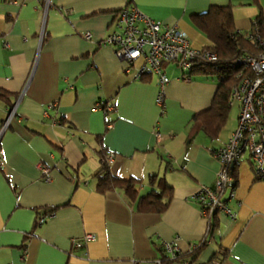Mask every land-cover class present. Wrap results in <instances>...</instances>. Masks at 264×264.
<instances>
[{
    "label": "crops",
    "instance_id": "obj_1",
    "mask_svg": "<svg viewBox=\"0 0 264 264\" xmlns=\"http://www.w3.org/2000/svg\"><path fill=\"white\" fill-rule=\"evenodd\" d=\"M128 5L176 25L196 48L212 45L193 18L211 6L229 5L242 32L264 21V0H0V91L8 94L0 130L13 110L0 131V264H152L163 242L186 252L205 232L191 195L213 186L219 164L211 151L227 142L238 113L210 139L194 115L211 105L217 82L200 74L181 80L180 69L166 65L162 107L155 74L125 73L101 40ZM100 101L112 109L96 107ZM102 149L114 155L112 175L141 180L133 197L121 187L97 190ZM233 171L228 205L236 216H215L207 245L185 257L190 264H264V180L248 151ZM151 174L171 186L170 201L160 213L138 212ZM48 207H57L54 217L36 224ZM86 233L94 238L75 247L72 239Z\"/></svg>",
    "mask_w": 264,
    "mask_h": 264
},
{
    "label": "built area",
    "instance_id": "obj_2",
    "mask_svg": "<svg viewBox=\"0 0 264 264\" xmlns=\"http://www.w3.org/2000/svg\"><path fill=\"white\" fill-rule=\"evenodd\" d=\"M255 26L253 31L244 33V36L251 41L256 53L241 54L234 61L235 65L242 66L249 72L245 73L243 70L238 73V80L232 86L228 97L230 106L233 102L238 103L236 128L226 143L211 151L219 164L213 186L200 185L191 195L192 200L199 206L201 217L206 221L205 232L200 240L207 236L211 221L218 213H223L231 219L235 218V211L228 205V200L234 195L235 178L232 170L245 151L249 152L257 178L264 180V37L259 34ZM84 37L90 38V32H85ZM101 44L113 48L115 57L123 63V71L130 73L134 79L152 73L157 76L159 91L156 102L162 107L164 86L169 82L163 70L165 64L176 65L180 71L185 72L180 75V79L188 81L190 78L186 72L195 62L217 60L214 51L192 46L188 36L176 25L154 20L142 13L135 5H128L119 10L115 28L101 40ZM55 104L50 103L48 107H54ZM96 107L112 109V106L102 101L98 102ZM12 113L13 110L3 122L0 131L8 125ZM157 136L159 137L160 134L158 133ZM113 159L114 155L109 151L101 162L111 164ZM39 170L42 180L49 182L51 178L48 167L40 163ZM54 215V211L42 213L38 216V223L41 224ZM93 238V234L86 233L79 239H72V243L75 247H81ZM198 242L191 243L187 250L195 248ZM162 248L164 254L172 261L190 264L184 257L179 259L184 251L174 240L163 242ZM145 263L134 260L133 264ZM152 264L163 263L160 257H156L152 260ZM204 264L218 263L212 260Z\"/></svg>",
    "mask_w": 264,
    "mask_h": 264
},
{
    "label": "trees",
    "instance_id": "obj_3",
    "mask_svg": "<svg viewBox=\"0 0 264 264\" xmlns=\"http://www.w3.org/2000/svg\"><path fill=\"white\" fill-rule=\"evenodd\" d=\"M193 18L197 26L212 41V45L206 48L216 53L217 60L213 62H195L191 66L190 70L186 72L187 76L191 79L193 74L206 76L213 75L217 79L218 83L211 105L206 110L194 115V123L202 128L208 138L215 139L228 116L230 108V105L228 104V97L232 86L238 80V73L241 71L243 72V70L245 73H249L242 66L235 65L234 61L241 54L256 53L251 41L246 39L244 36V33L251 32L254 28L252 27V29L245 32L237 30L234 27L229 5L211 6L204 12L195 14ZM261 20L262 18L258 17L254 24L256 25L255 27H259V34L264 37V26H262L264 21ZM166 65L174 64H165L163 67L164 72ZM174 66L177 67L176 65ZM183 73L185 72L181 71V74ZM7 95V93L0 91V99L6 101ZM101 151L102 152L100 153V156L102 160V158L105 157L106 152L103 149ZM233 170L232 174L234 173ZM96 176L98 177L96 187L101 193L116 187H121L128 195L133 197L136 193V186L141 183L140 179L133 176L121 178L112 175L109 171V164L103 162H101L100 169L97 171ZM147 183L150 186V190L145 195L139 196L136 203V210L142 213H160L164 211L171 198V186L167 184L162 178L157 179L155 174L149 175ZM157 184L160 186L159 190L155 189ZM56 208L57 207L43 208L42 210L38 211V216L49 211L55 212ZM38 216L36 217L35 222L39 225L40 223H38ZM214 221L215 219L211 221V228L207 236L205 238L203 237V239L198 242V245L195 248L183 252L179 259L188 256L194 257L200 252L202 248L207 245L212 234ZM158 257L161 258L163 264L173 262L164 254L163 248L161 250V255Z\"/></svg>",
    "mask_w": 264,
    "mask_h": 264
},
{
    "label": "rangeland",
    "instance_id": "obj_4",
    "mask_svg": "<svg viewBox=\"0 0 264 264\" xmlns=\"http://www.w3.org/2000/svg\"><path fill=\"white\" fill-rule=\"evenodd\" d=\"M208 79H210L211 81L217 82L216 78L213 75L212 76H208ZM237 109L238 108H237L236 102H233V104H231V107L229 109L228 119H233V121L236 119V116H237V113H238Z\"/></svg>",
    "mask_w": 264,
    "mask_h": 264
}]
</instances>
